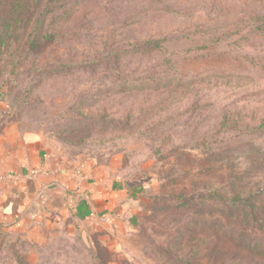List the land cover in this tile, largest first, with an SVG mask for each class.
<instances>
[{"label":"rangeland","instance_id":"374dc122","mask_svg":"<svg viewBox=\"0 0 264 264\" xmlns=\"http://www.w3.org/2000/svg\"><path fill=\"white\" fill-rule=\"evenodd\" d=\"M24 3L3 120L111 192L0 224V264H264V0Z\"/></svg>","mask_w":264,"mask_h":264},{"label":"crops","instance_id":"0c3cea01","mask_svg":"<svg viewBox=\"0 0 264 264\" xmlns=\"http://www.w3.org/2000/svg\"><path fill=\"white\" fill-rule=\"evenodd\" d=\"M7 105L0 106V224L24 218L72 214L78 219L100 216L108 201L100 205L102 191L93 177L76 179L73 168L52 156L39 132H19ZM63 170L54 173L55 167ZM58 170V171H59ZM112 189V188H111Z\"/></svg>","mask_w":264,"mask_h":264},{"label":"trees","instance_id":"16d2710c","mask_svg":"<svg viewBox=\"0 0 264 264\" xmlns=\"http://www.w3.org/2000/svg\"><path fill=\"white\" fill-rule=\"evenodd\" d=\"M41 0H32V3L39 4ZM52 0H44L43 5H41L42 12L50 10V5ZM25 5L24 0H0V57L4 54L8 55V34L9 28L16 21L19 16L21 10L19 8H23ZM19 11V12H18ZM3 19V20H2ZM17 36L14 37L16 41ZM189 200V198H185L183 203Z\"/></svg>","mask_w":264,"mask_h":264}]
</instances>
